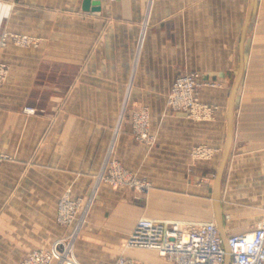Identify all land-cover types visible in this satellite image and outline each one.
Masks as SVG:
<instances>
[{
	"label": "crops",
	"instance_id": "1",
	"mask_svg": "<svg viewBox=\"0 0 264 264\" xmlns=\"http://www.w3.org/2000/svg\"><path fill=\"white\" fill-rule=\"evenodd\" d=\"M251 3L0 0V62L9 68L0 87V264H22L67 236L73 227L56 222L59 199L90 197L109 158L153 189L142 196L100 184L75 239L81 264H173L128 247L141 218L215 222L225 239L256 229L264 219V0L253 1L244 32ZM12 35L35 44L1 45ZM182 73L202 75L212 118L167 109ZM142 107L152 147L132 135L130 116ZM198 147L210 155L194 157Z\"/></svg>",
	"mask_w": 264,
	"mask_h": 264
},
{
	"label": "built area",
	"instance_id": "2",
	"mask_svg": "<svg viewBox=\"0 0 264 264\" xmlns=\"http://www.w3.org/2000/svg\"><path fill=\"white\" fill-rule=\"evenodd\" d=\"M9 40L20 46L35 44L28 36L12 35L5 36L1 45H7ZM7 74V65L0 62V86ZM201 80L200 73L180 74L168 97L169 110L183 112L191 117H209L207 107H202L199 115L194 112L199 104L198 90L202 86ZM149 126V116L145 111L135 114L133 132L137 141L151 142ZM193 155L201 158L210 154L206 148L198 147ZM100 178L116 186H135L130 180L129 173L111 158L107 161L105 172ZM140 184L138 182L136 186ZM146 186L148 185L143 184L137 188L144 190ZM90 202L91 199L80 214L82 205L79 200H72L69 196L63 197L58 203L57 221L64 226L74 224V229L69 236L57 240L51 249L30 253L23 264H81L73 252V242L86 220ZM226 244L227 248L215 222L199 223L184 230L177 223L149 218L138 220L127 242L128 247L131 248L155 250L173 264H227L228 258L229 264H264V221L250 233L228 236ZM116 264H136V262L122 257Z\"/></svg>",
	"mask_w": 264,
	"mask_h": 264
},
{
	"label": "rangeland",
	"instance_id": "3",
	"mask_svg": "<svg viewBox=\"0 0 264 264\" xmlns=\"http://www.w3.org/2000/svg\"><path fill=\"white\" fill-rule=\"evenodd\" d=\"M1 63H3V62H1ZM5 64V63H4ZM8 67V66H7ZM8 74H9V68H8ZM8 74H7V76H6V78H5V80H4V82H3V84L0 86V87H2L4 84H5V82L7 81V78H8ZM201 78H202V75H201ZM201 83H202V81H201ZM203 84V83H202ZM201 88V87H200ZM199 88V89H200ZM169 97V96H168ZM198 101H199V104H198V106L196 107V109H195V111L194 112H196L197 113V115H199V114H201V109H202V107H207L208 109H209V111L207 112L208 113V116H209V118H212V116L214 115V112H215V108L214 107H212V106H208V105H205V104H203L202 103V101H201V98H200V91L198 90ZM167 109L169 110V108H168V102H167ZM143 111H145L147 114H148V116H149V121H150V126H149V133H150V135H151V142H140V141H137L136 140V138L134 137V133L135 132H133V119H134V116H135V114H137V113H139V112H143ZM170 111V110H169ZM24 113H26V114H29V115H34V114H36L37 113V110L36 109H34V108H31V107H28V108H26V109H24V111H23ZM171 113H173V114H176V113H181V114H186V113H183V112H172V111H170ZM189 115V114H188ZM190 116V115H189ZM193 117V116H192ZM203 117H206V116H203ZM203 117H199V118H197V117H195V118H197V119H202ZM207 118V117H206ZM130 125H131V130H132V135H133V137L135 138V140L137 141V142H139V143H142V144H145L146 146H149V147H152L153 145H154V143H155V137H154V135L152 134V132H151V116H150V112H149V109L147 108V107H142V108H140V109H137L136 111H134L132 114H131V116H130ZM3 159H4V157L2 156V155H0V163L3 161ZM110 159V158H109ZM108 159V160H109ZM112 159V158H111ZM107 160V161H108ZM112 160H114V161H116L117 163H119L128 173H129V176H130V180H131V182L132 183H134L135 184V186H129V185H120V186H116V185H112L111 183H109V181L107 182V181H102L101 180V178H100V176L98 177V179H97V181H98V185L95 187V190L93 191V193H91V195H90V197H88L87 199H82V198H79V199H73V198H71V196H70V193H66L65 195H63L60 199H59V201L63 198V197H65V196H69L72 200H79V202L81 203V205H82V210L80 211V214H81V212H83L84 211V209H85V207H86V205H87V202L89 201V199H91L92 200V202H90V204H89V207H88V214H89V212L91 211V209L93 208V206H94V202H95V199H96V195H97V192H98V189L100 188L99 186H100V184H107V185H109V186H111V187H113V188H126V189H129L130 191H132V192H134V193H137V194H140V195H144V196H148L149 195V193L151 192V190L153 189V185H152V183L149 181V180H147V179H145V178H142V177H140V176H138L136 173H133L132 171H129V170H127L118 160H116V159H112ZM107 163V162H106ZM106 163H105V166H104V169H103V172L101 173V175L105 172V167H106ZM138 182H140L141 184H140V186H136V183H138ZM143 184H147L148 186H146V188L144 189V190H142L141 188H137V187H141V185H143ZM59 201H58V203H59ZM213 202H214V205L215 204H217V200H216V196H215V194H213ZM58 203H57V210H56V222L58 223V221H57V212H58ZM79 214V215H80ZM87 220H88V215H87V217H86V220H85V222H84V224L83 225H85L86 224V222H87ZM262 221H264V219L262 220ZM262 221H260V222H262ZM210 222V221H209ZM259 222V223H260ZM178 225H180V227L181 228H183L184 230H187V229H189L191 226H194V225H196V224H199V223H192V224H190V225H181L180 223H178V222H176ZM205 223V222H204ZM258 223V224H259ZM59 224V223H58ZM76 224V223H75ZM60 225V224H59ZM74 225V224H73ZM71 226V225H67V226H64V225H62V226H64V227H73L72 228V230L74 229V226ZM258 226V225H257ZM82 227V226H81ZM80 230V229H79ZM72 232V231H71ZM71 232L67 235V236H69L70 234H71ZM78 233H79V231H78ZM78 235V234H77ZM67 236H65V237H67ZM64 238V237H63ZM77 238V236L75 237V239ZM60 239H62V238H60ZM75 239H74V242H73V247H74V245H75ZM59 240V239H58ZM53 246V245H52ZM51 249V248H50ZM35 251H37V250H35ZM32 252H34V251H32ZM32 252H30V253H32ZM73 252H74V254H75V251H74V248H73ZM30 253H28L25 257H24V259H23V262H24V260L28 257V255H30ZM76 256V255H75ZM76 258H77V256H76ZM122 258V257H121ZM127 258V257H126ZM78 259V258H77ZM130 259V258H129ZM120 260V258L117 260V262ZM79 261V260H78ZM23 262H22V264H23ZM116 262V263H117ZM115 263V264H116Z\"/></svg>",
	"mask_w": 264,
	"mask_h": 264
},
{
	"label": "water",
	"instance_id": "4",
	"mask_svg": "<svg viewBox=\"0 0 264 264\" xmlns=\"http://www.w3.org/2000/svg\"><path fill=\"white\" fill-rule=\"evenodd\" d=\"M253 1L252 0V3H251V6H250V10H249V14H248V21H247V24L245 26V29H244V32H246V29H247V26H248V22H249V19L251 17V14H252V10H253ZM95 3H93L94 6H98L99 5V1H94ZM88 3H91L88 2ZM242 74L239 75V79L241 78ZM235 92H236V89L233 90L232 92V95H231V125H230V140H229V143H228V147L230 146V142H231V138H232V132H233V127H232V123H233V104H234V98H235ZM224 241H225V246L227 248V244H226V239L224 238ZM229 258L227 260V264H229Z\"/></svg>",
	"mask_w": 264,
	"mask_h": 264
}]
</instances>
